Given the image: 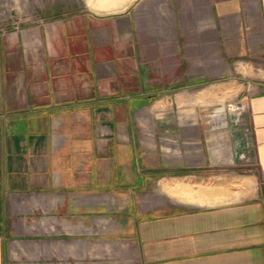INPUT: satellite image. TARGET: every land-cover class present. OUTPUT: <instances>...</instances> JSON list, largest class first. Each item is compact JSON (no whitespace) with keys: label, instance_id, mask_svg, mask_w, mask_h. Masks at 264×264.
<instances>
[{"label":"crops","instance_id":"0c3cea01","mask_svg":"<svg viewBox=\"0 0 264 264\" xmlns=\"http://www.w3.org/2000/svg\"><path fill=\"white\" fill-rule=\"evenodd\" d=\"M0 32V264H264V0H61Z\"/></svg>","mask_w":264,"mask_h":264},{"label":"rangeland","instance_id":"374dc122","mask_svg":"<svg viewBox=\"0 0 264 264\" xmlns=\"http://www.w3.org/2000/svg\"><path fill=\"white\" fill-rule=\"evenodd\" d=\"M61 0H0V32L63 11Z\"/></svg>","mask_w":264,"mask_h":264}]
</instances>
